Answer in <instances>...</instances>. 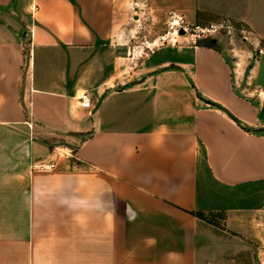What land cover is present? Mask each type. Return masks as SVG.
I'll use <instances>...</instances> for the list:
<instances>
[{
	"label": "crops",
	"instance_id": "1",
	"mask_svg": "<svg viewBox=\"0 0 264 264\" xmlns=\"http://www.w3.org/2000/svg\"><path fill=\"white\" fill-rule=\"evenodd\" d=\"M115 2L0 0V264H264V113L238 49H160L131 82ZM186 6L248 31L264 94V0Z\"/></svg>",
	"mask_w": 264,
	"mask_h": 264
},
{
	"label": "rangeland",
	"instance_id": "2",
	"mask_svg": "<svg viewBox=\"0 0 264 264\" xmlns=\"http://www.w3.org/2000/svg\"><path fill=\"white\" fill-rule=\"evenodd\" d=\"M115 6L120 12L118 26L124 23L127 28L129 59L126 67L131 82H139L147 75L145 61L154 51L173 46L174 50L170 52L176 56L178 47L175 46H215L221 39L226 47L239 51L234 53L232 61L235 86L248 96H261L259 107L264 113V94L259 92L255 72L261 46L244 41L248 31L239 23L225 20L217 24L202 18L201 13L191 14L186 8V0H116ZM207 220L220 221L212 216Z\"/></svg>",
	"mask_w": 264,
	"mask_h": 264
},
{
	"label": "built area",
	"instance_id": "3",
	"mask_svg": "<svg viewBox=\"0 0 264 264\" xmlns=\"http://www.w3.org/2000/svg\"><path fill=\"white\" fill-rule=\"evenodd\" d=\"M260 53L262 54L263 51L261 50ZM78 100L80 101V104L83 108L90 109L91 111L94 110L95 106L93 104L92 98L87 93H82L78 97ZM40 167L42 169H53L56 167V164L55 163H46V164H41Z\"/></svg>",
	"mask_w": 264,
	"mask_h": 264
},
{
	"label": "trees",
	"instance_id": "4",
	"mask_svg": "<svg viewBox=\"0 0 264 264\" xmlns=\"http://www.w3.org/2000/svg\"><path fill=\"white\" fill-rule=\"evenodd\" d=\"M199 45H205V44H199ZM200 216H202V215H200Z\"/></svg>",
	"mask_w": 264,
	"mask_h": 264
}]
</instances>
